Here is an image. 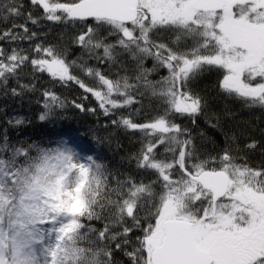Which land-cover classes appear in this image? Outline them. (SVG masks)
Returning <instances> with one entry per match:
<instances>
[{"label":"snow or ice","instance_id":"obj_1","mask_svg":"<svg viewBox=\"0 0 264 264\" xmlns=\"http://www.w3.org/2000/svg\"><path fill=\"white\" fill-rule=\"evenodd\" d=\"M10 19L24 23L0 29L10 45H0V91L34 93L46 73L92 95L139 148L121 179L82 136L44 146L0 128V264H124L117 252L127 264H264V161L240 154L259 142L233 148V134L213 155L177 122L208 107L191 85L209 70L222 72L224 95L264 109V0H0V20ZM46 25L72 34L49 42ZM40 94L38 119H55L66 100Z\"/></svg>","mask_w":264,"mask_h":264},{"label":"trees","instance_id":"obj_2","mask_svg":"<svg viewBox=\"0 0 264 264\" xmlns=\"http://www.w3.org/2000/svg\"><path fill=\"white\" fill-rule=\"evenodd\" d=\"M23 2L27 5L28 0H23ZM13 22L24 23L22 19L0 20V29L6 30L11 27ZM33 30L36 29L33 28ZM43 30L48 32L47 41L53 43H61L63 37L72 34L70 28L63 26L46 25ZM0 45L6 48L10 46L7 41H0ZM11 46L15 47V45ZM20 47L27 48L28 42H22ZM78 56H80V50L73 48L70 58L76 59ZM89 64L93 65L95 62L90 60ZM146 66L151 67L152 61H147ZM104 70L108 71L106 66ZM117 71L118 69H112L113 78ZM128 74L131 75V73ZM165 75H167V71L161 70L158 75L152 78L158 80ZM220 79H222V72L205 71L191 87L201 96L207 98L208 107L202 115L196 118L195 123L188 118H181L177 122L190 128L196 137L198 147L213 155L225 146L226 136L236 135L237 144H233V148L239 146L243 149L251 139L257 140L260 146L255 151L241 152L240 154L247 155L252 164H259L264 161V109L248 108L241 100L224 95L218 86ZM26 82L27 80L21 81V83ZM87 82L95 86L91 80ZM10 86L15 87V81H10ZM45 88H52L67 103L63 110H58L55 119L41 122L38 119L40 112L43 111V99L40 93ZM84 95L82 90L76 86L62 87L59 84H53L45 73L37 77V91L34 93L13 97L6 96L0 91V128H8L9 136L13 141L26 139L28 142L37 141L44 146H49L50 142L54 145L61 136L66 134L82 136L86 138L89 146L95 149L90 154L104 164L109 171L117 173L121 179H123L122 174H134L136 171L135 161L131 157L138 151V137L112 126L109 118L105 117L99 109L93 96L89 94L86 99H82L81 97ZM72 100L83 103L85 108H95L96 112L81 111L72 106ZM148 103V99H145V105ZM15 116L25 118L26 123L23 127L15 129L6 123L7 120ZM115 118V116L111 117V119ZM210 124L217 126L210 127ZM200 133L204 134L203 137L199 135ZM150 178L155 179L154 176ZM95 226L100 227L101 225L97 223ZM115 256L118 261L122 260L124 264H127L126 258L121 253L117 252Z\"/></svg>","mask_w":264,"mask_h":264},{"label":"rangeland","instance_id":"obj_3","mask_svg":"<svg viewBox=\"0 0 264 264\" xmlns=\"http://www.w3.org/2000/svg\"><path fill=\"white\" fill-rule=\"evenodd\" d=\"M93 99H95L94 97H93ZM95 101L98 103V101L95 99Z\"/></svg>","mask_w":264,"mask_h":264}]
</instances>
